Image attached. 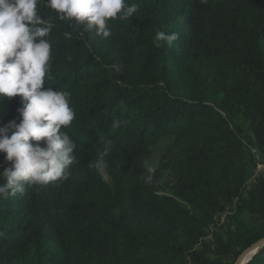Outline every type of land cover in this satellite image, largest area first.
I'll return each instance as SVG.
<instances>
[{"label": "trees", "instance_id": "obj_1", "mask_svg": "<svg viewBox=\"0 0 264 264\" xmlns=\"http://www.w3.org/2000/svg\"><path fill=\"white\" fill-rule=\"evenodd\" d=\"M128 2L137 14L110 21L108 38L40 5L54 25L45 87L71 93L77 162L68 180L0 198V264H234L264 238L263 170L237 207L261 229L203 241L245 187L248 149L264 168V0ZM157 30L179 39L156 47ZM20 100L0 97L3 124L19 122ZM106 145L109 183L90 167ZM242 264H264V244Z\"/></svg>", "mask_w": 264, "mask_h": 264}, {"label": "clouds", "instance_id": "obj_2", "mask_svg": "<svg viewBox=\"0 0 264 264\" xmlns=\"http://www.w3.org/2000/svg\"><path fill=\"white\" fill-rule=\"evenodd\" d=\"M55 13L56 19L85 25L97 36L112 35L109 22L128 21L138 4L128 0H0V97H20L19 122L0 121V154L9 166L0 170V198L24 194L32 186H47L68 180L77 162L78 145L65 130L76 119L71 93L50 85L53 30L40 5ZM177 33L155 32L153 43L172 46ZM7 112L0 109V116ZM127 121L118 118L112 128ZM110 145V142H109ZM106 145L90 167L97 172L109 166L111 148ZM146 184H151L157 164L144 160Z\"/></svg>", "mask_w": 264, "mask_h": 264}, {"label": "rangeland", "instance_id": "obj_3", "mask_svg": "<svg viewBox=\"0 0 264 264\" xmlns=\"http://www.w3.org/2000/svg\"><path fill=\"white\" fill-rule=\"evenodd\" d=\"M239 126L243 132V135H247L246 123L240 119ZM170 141L169 138L163 139L153 147L154 156L153 161L156 162L158 155L161 153L163 147ZM249 150V149H248ZM246 152V168L244 172L245 187L242 192L238 195V199L233 203L232 206H228L222 213L217 214L213 219V225L206 231L203 241L214 245V236L220 235L226 237L227 235L236 233L240 226H245L248 229L259 230L262 227L261 220L256 215H252L247 211L237 212L238 201L247 199L252 196L253 190L261 177L264 168L261 166V159L259 162L257 157L252 159L253 151L249 150ZM105 182L109 183V178L104 172H101ZM166 177H163L165 181ZM230 260V257L226 258Z\"/></svg>", "mask_w": 264, "mask_h": 264}, {"label": "water", "instance_id": "obj_4", "mask_svg": "<svg viewBox=\"0 0 264 264\" xmlns=\"http://www.w3.org/2000/svg\"><path fill=\"white\" fill-rule=\"evenodd\" d=\"M264 244V238L259 240L258 242L254 243L253 245H251V247H249L248 249H246L235 261L234 264H242L243 262H245V258L249 255V254H254L255 252H257L258 248Z\"/></svg>", "mask_w": 264, "mask_h": 264}, {"label": "bare ground", "instance_id": "obj_5", "mask_svg": "<svg viewBox=\"0 0 264 264\" xmlns=\"http://www.w3.org/2000/svg\"><path fill=\"white\" fill-rule=\"evenodd\" d=\"M253 254H249L246 258L245 261L249 260L252 257Z\"/></svg>", "mask_w": 264, "mask_h": 264}]
</instances>
